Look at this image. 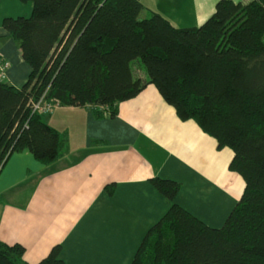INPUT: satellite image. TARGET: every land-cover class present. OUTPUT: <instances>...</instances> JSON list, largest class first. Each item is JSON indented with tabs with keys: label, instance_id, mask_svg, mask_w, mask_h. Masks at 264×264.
<instances>
[{
	"label": "trees",
	"instance_id": "obj_1",
	"mask_svg": "<svg viewBox=\"0 0 264 264\" xmlns=\"http://www.w3.org/2000/svg\"><path fill=\"white\" fill-rule=\"evenodd\" d=\"M20 1L33 3L31 17L7 18L3 29L31 73L21 89L0 82V171L23 151L50 166L68 146L33 102L94 107L95 119H114L120 103L153 85L182 121L233 151L230 170L246 187L216 229L174 203L180 183L151 179L174 204L132 264H264V0H222L204 25L188 29L140 0ZM61 252L55 247L39 264H66ZM24 254L0 242V264H27Z\"/></svg>",
	"mask_w": 264,
	"mask_h": 264
},
{
	"label": "crops",
	"instance_id": "obj_2",
	"mask_svg": "<svg viewBox=\"0 0 264 264\" xmlns=\"http://www.w3.org/2000/svg\"><path fill=\"white\" fill-rule=\"evenodd\" d=\"M140 1L188 29L204 25L222 0ZM33 9L32 2L0 0V57L10 65L0 82L17 89L31 69L3 21L29 18ZM93 110L58 106L43 115L67 136L56 163L44 166L23 151L1 169L0 242L23 246L27 264H39L57 246L66 264H132L174 203L211 228L224 225L246 187L230 170L232 150L219 149L195 121H182L153 85L120 103L114 119L97 120ZM154 178L182 185L174 203L152 186Z\"/></svg>",
	"mask_w": 264,
	"mask_h": 264
},
{
	"label": "built area",
	"instance_id": "obj_3",
	"mask_svg": "<svg viewBox=\"0 0 264 264\" xmlns=\"http://www.w3.org/2000/svg\"><path fill=\"white\" fill-rule=\"evenodd\" d=\"M10 68L8 62L3 60L0 57V81H3L6 78L7 72ZM59 104L57 103H47L44 98H42L39 102H33L31 107L34 113L39 114H48L55 110Z\"/></svg>",
	"mask_w": 264,
	"mask_h": 264
},
{
	"label": "rangeland",
	"instance_id": "obj_4",
	"mask_svg": "<svg viewBox=\"0 0 264 264\" xmlns=\"http://www.w3.org/2000/svg\"><path fill=\"white\" fill-rule=\"evenodd\" d=\"M148 16H149V12L147 11V9H145L143 14H142V16H141V18L144 19V18H147ZM136 66L137 65L134 66V70H135V73L137 74L138 69H137Z\"/></svg>",
	"mask_w": 264,
	"mask_h": 264
}]
</instances>
